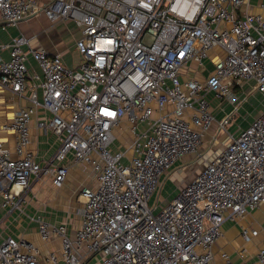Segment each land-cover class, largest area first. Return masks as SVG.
<instances>
[{"label": "built area", "instance_id": "2783aa9c", "mask_svg": "<svg viewBox=\"0 0 264 264\" xmlns=\"http://www.w3.org/2000/svg\"><path fill=\"white\" fill-rule=\"evenodd\" d=\"M249 1L0 0L3 25L44 16L52 26L74 23L81 33L75 67L60 52L32 46L36 36L0 45V87L29 102L1 127L16 134L13 147L0 141L3 206L20 207L34 178L51 176L62 189L80 164L95 180L82 191L74 234L67 224L36 217L40 240H58L60 252L42 259L36 244L8 237L0 264H233L227 255L217 262L213 247L227 221L264 205V110L171 201L159 205L153 197L179 162L202 156L216 122L210 95L235 103L233 87L251 81L264 94V16L251 13ZM215 50L224 56L204 82L182 80L189 63L203 66ZM158 111L163 115L154 119ZM35 115L59 141L45 165L28 149ZM124 122L134 136L128 165L125 152L111 149ZM258 234L242 231L246 243ZM251 264H264V240Z\"/></svg>", "mask_w": 264, "mask_h": 264}, {"label": "crops", "instance_id": "0c3cea01", "mask_svg": "<svg viewBox=\"0 0 264 264\" xmlns=\"http://www.w3.org/2000/svg\"><path fill=\"white\" fill-rule=\"evenodd\" d=\"M249 5L251 13L261 14L264 16V0H250ZM34 36L36 35L32 34L28 38ZM13 38L15 37L8 38L5 42H1L0 45L9 44ZM40 39L42 38L37 36V40ZM52 39L57 41L55 46L48 45L49 41H39L36 48H45L52 52H60L65 63L71 66L65 60V55L68 51L62 49L61 45H59L61 39L58 32L54 31L52 33ZM76 54L78 55L77 52ZM1 55L6 59L9 58V53L7 51H1ZM218 56H220V58L224 56L222 50L212 51L209 56L203 60V66H200L195 62L189 63L185 69V72L187 73L182 75V80L195 79L199 82H204L209 73L214 69ZM78 63L79 60L77 64ZM77 64L72 66L75 67ZM243 85H245L243 88L235 86L232 89L237 100L245 98L246 101V96L258 93L260 94V97L263 98V101L259 104L260 107L258 108L262 107L261 104L264 106V94L254 91L252 88V85H255V83L251 81L243 83ZM209 99L211 101V112L216 122L214 123L211 131L205 136L204 145L201 149L203 154L210 150L211 144H214L213 146L217 147L216 143L220 135L219 122H223L226 117L233 115L235 109L237 108L236 104L226 99H217L213 94L209 96ZM245 101L242 103V106L245 105ZM27 106H29L27 99L20 98L12 94L7 89L0 87V141L6 143L9 147H13L15 145L16 134L14 132L2 131L1 127L3 124L11 122L15 113L20 108ZM162 115L163 113L158 111L153 118L158 119ZM256 115H258L257 112L255 113L253 119ZM253 119L249 117L248 121L251 122ZM38 120L39 116L35 115L32 117L29 124L31 144L28 149L35 155L38 163L45 165L53 158L58 149L59 141L52 132L45 134L38 127ZM249 124L246 125L248 126ZM121 128H124L125 139L130 141L134 136L131 132V126L129 123L124 122ZM138 128L143 132L149 133L151 131V127L148 124H140ZM241 130L242 129L239 128V130H236L237 134L235 135L232 133V135L237 137ZM229 139L230 137L228 140ZM214 140L216 141L214 142ZM114 143L111 145V149L115 152L119 151L113 149ZM131 143H127L126 145V148H128L130 152V156L132 154ZM215 150V152L211 151V155L214 153L212 156H204L206 158L203 160V165L213 159L220 152V146L215 148ZM192 157L193 156L184 158L167 176L162 179V186L159 192H167L166 203L171 201L180 189L185 187L187 183L200 171L201 167L197 169L195 175L194 173L192 174L194 167L190 166L195 162V159ZM124 162L129 163V159L126 158ZM199 164L201 165V163ZM199 164H197V166H200ZM82 175H84V179H81ZM94 185L95 180L91 167L86 164H80L71 167L65 186L60 190H54L51 185V180L47 179V177L34 178L31 182V189L24 195V201L21 203L20 207H16L13 204H8L4 207L3 199L1 198L0 218L2 219V222L0 225V243L8 237L29 241L36 244L40 248L42 259L51 251L60 252V242L58 240H54L48 244H45L40 240L36 217L40 216L53 225L67 224L69 232L74 234L80 227L82 221V217L77 213L79 202L84 200V198L81 197L82 191L85 188H92ZM243 229L257 230L259 231V234L254 237L251 242L246 243L242 237ZM222 233V237L213 247L214 258L217 262L223 263L225 261L224 255H227L233 264L253 263L257 259V253L264 240V205L261 208L246 214L243 218L236 221H227L222 227Z\"/></svg>", "mask_w": 264, "mask_h": 264}, {"label": "rangeland", "instance_id": "374dc122", "mask_svg": "<svg viewBox=\"0 0 264 264\" xmlns=\"http://www.w3.org/2000/svg\"><path fill=\"white\" fill-rule=\"evenodd\" d=\"M51 24L52 23H50L44 16H35L32 18H29V19L19 23L17 26L8 25V24L3 25L2 22L0 21V43L5 42L8 38L22 36V35L26 36V37H30L33 34V35H36V37L34 39L35 41L34 40L32 41L33 42L32 46L36 47L39 44V41H46V42L49 41L48 45L55 46L57 41L52 39V33L54 31H56V32H58V35L60 36V39H61V42L59 45H61L62 49H65L66 51H68L65 55L66 62L69 63L71 66L77 64L79 57L76 54L75 42L81 36L80 30L77 28V26L74 23L55 24L54 27ZM37 36L39 38H42V39L37 40ZM246 97H247L246 101L244 98V99H238L234 103V104H236L237 108L235 109L234 114L229 116V117H231V119L229 120V122H231V123L227 124L225 126V129L220 130V135H219V138L217 139V143H216L217 147L220 146V152L223 150L224 145L228 142V138L232 135V133H234L236 135L237 134L236 130H239V128L245 129L247 126L246 124H249V122H250V121H248L249 117L251 119H253L256 112L259 115L261 110L264 109V106L262 104H261L262 107L258 108V107H260L259 104L263 101L262 100L263 98L260 97V94L255 93V94H251V95L246 96ZM244 101H245V105L242 106V103H244ZM241 106L243 109L241 108ZM258 115H256V117ZM123 129L124 128H116L115 129L114 133L116 136V140H115V143L113 145V149H115V150L121 149L123 152H125L126 158L129 159L131 156H130V152H129L128 148H126L127 147L126 145H127V143H131L133 138L130 141H127V139H125V137H124L125 131ZM213 145L214 144H211L210 150H208V152H206L205 154H203L202 153L203 151H202L201 157H198V156L192 157L195 159L194 164L190 166V167H194L192 170L193 171L192 174L194 173V175H195V172L197 171V169H199L200 167L203 168V166H204L203 160L206 158L204 156L208 155V157H209V156H212L214 154V153L212 155L210 154L211 151H214V152L216 151L215 148H217V147L213 146ZM213 147H215V148H213ZM221 147H223V148H221ZM126 158H125V160H126ZM124 163L126 165H128V163H126V162H124ZM199 163H201V165ZM197 164H199L200 166H197ZM42 177H47V179L51 180V185L54 188V190H60V189H56L53 186L51 176L50 177L49 176H42ZM83 177H84V175H82L81 179H84ZM166 195H167L166 191L158 192L153 197V201L156 202L158 199L159 205L160 204H166ZM79 200H80V198H79ZM82 205H83V203L80 201L78 204V208H77V213L79 215H80L79 211L82 208Z\"/></svg>", "mask_w": 264, "mask_h": 264}]
</instances>
